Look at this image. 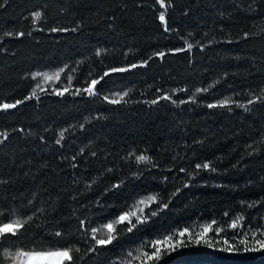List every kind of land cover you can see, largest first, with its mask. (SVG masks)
<instances>
[{"label":"trees","instance_id":"1","mask_svg":"<svg viewBox=\"0 0 264 264\" xmlns=\"http://www.w3.org/2000/svg\"><path fill=\"white\" fill-rule=\"evenodd\" d=\"M164 2L163 9L157 0H8L0 7V103L33 91L39 97L0 112V132L8 134L0 143V221L32 217L7 250L83 251L95 244L92 228L155 194L170 200L166 211L133 232L117 231L81 264H157L143 256L152 238L184 227L196 232L213 220L221 229L210 233L213 249H178L159 264H264V250L244 252L239 243L245 231L250 244L253 233L264 240V105L257 99L264 96V0ZM60 69L59 80L32 78ZM105 71L99 98L73 95ZM124 92L119 104L103 99ZM225 98L231 103L219 107ZM131 153L149 155L153 165H137ZM205 163L216 171L196 169ZM224 239L239 252L216 250ZM0 261L13 264L2 251Z\"/></svg>","mask_w":264,"mask_h":264},{"label":"snow or ice","instance_id":"2","mask_svg":"<svg viewBox=\"0 0 264 264\" xmlns=\"http://www.w3.org/2000/svg\"><path fill=\"white\" fill-rule=\"evenodd\" d=\"M8 0H2V3H0V7H2L4 4H7ZM157 3L160 4V7L166 8L164 0H157ZM35 16H39L40 13L36 12L34 13ZM159 21L161 24L165 26L164 30L169 31V28L167 26L166 21V12L162 11L159 14ZM53 32L56 31H67V29H52ZM75 31V29H73ZM7 35H11V33H7ZM19 37L24 36L23 32H20L17 34ZM188 48L191 49L192 45L189 44ZM184 49H176L175 51L180 52ZM156 55H159L161 57L164 56L163 52L156 53ZM143 63H147L146 61ZM139 66H143L139 65ZM131 69H135L138 67L137 64H132ZM63 71V69H60L59 71L52 72V73H41V72H35L32 74V78L36 79L37 77H41L44 82H51L54 80H59L60 73ZM111 73H123L126 71H129L128 67H113L111 68ZM110 75L109 71H105L102 76H100L99 79H92L87 87L84 88H77L73 95H81L86 94L89 97H97L99 98V92L97 90V85L101 83V81ZM71 78L69 77V80ZM211 87V86H210ZM69 89L65 87L63 91L57 90L55 92L56 95H63L64 93L68 92ZM200 91H208L207 88L203 89H197V92ZM116 95L120 96V99H114L109 96H104L103 99L109 103V104H119L121 100L124 99L128 95V92H124L123 95H120L117 93ZM36 97V99H39L38 96H36L35 91H33L32 96L25 97V100H30L33 97ZM162 99L168 100L170 99L169 96H163ZM257 99L260 100V103L264 105V96H259ZM25 100H15V102H5L0 103V112L8 113L12 109H16L18 105H21L25 103ZM126 103V102H125ZM152 103H155L153 101ZM183 103V101H181ZM231 103L229 98H225L224 100L220 101L219 107H225ZM249 103H253V101H249ZM218 105L214 103L207 104V107L209 109L216 108ZM245 111H252L253 109L248 108L247 106H244ZM103 118V117H101ZM0 137H3L2 140H0V143H3L4 140L8 139V134L4 132H0ZM64 132L59 133V139L56 140L57 144H60L62 140H64ZM83 151V150H81ZM131 156L134 157L135 162L137 165H148L152 166L153 162L149 155L146 154H140L136 155L135 153H131ZM197 170H210L211 172H215L216 169L212 168L209 169V165L207 163L201 165L197 164L196 166ZM183 172L184 169H181ZM198 175V173H197ZM132 176L134 179H140L141 174L138 171L133 172ZM167 179V178H165ZM121 184H117L112 190L115 191L116 188L121 187ZM184 187H188V184L185 183ZM175 193H173V196ZM170 200L169 201H162L159 199V197L155 194H149L143 196L141 199H139L134 205L133 208L135 210H128L120 214L114 222H107L104 223L102 228H92L91 229V240L95 241V244L90 246L81 251L80 248H76L74 245H68L62 248H57L56 250H50V251H23L20 249H17L15 251H9L6 249V244L9 241H12L13 237H16V241L18 242L26 235V225H30V222L32 221V217L28 216L27 218L19 217L11 222H5L0 221V251L3 252V256L7 260L13 261V264H81V261L91 255H97L98 249L96 246H107L112 244L114 240L117 239V236L114 234L117 231L123 232L126 231L128 233L133 232L135 229H137L140 225L150 223L151 218L157 217L161 212L166 211L169 208ZM155 205V207H152ZM249 207H252L253 205L250 203L248 205ZM147 210V211H146ZM239 219V218H238ZM114 224H120L124 225V228H121L117 230L114 227ZM216 224V221L213 220L211 223L204 224L201 230L193 232L188 227H184L182 229H177L173 231L170 234H165L163 238H152L151 243V252L144 251L143 256L145 257L146 261H155L157 264H159V261L164 256H169L172 253L176 252L178 249L188 248L190 246L195 247H206L209 249H213L215 246L213 244L214 236L210 235V233H215V235H219L221 232L220 228H213V225ZM80 225L82 227H85V221L83 219L80 220ZM231 228L235 229L237 228V222L234 220L231 223ZM106 229V231H105ZM23 230V231H22ZM53 235L55 237L60 238L61 240L65 239L64 234L56 230L54 231ZM81 235L85 238L88 236L87 228L85 227V230L81 233ZM225 247L218 248L216 250L222 251V252H229V253H237L239 252V249H234L232 244L228 239L223 240ZM239 243L241 245H245L244 252H256L260 250H264V240L257 239L255 234L253 233L251 238V244L249 242V236L248 233L245 231L243 234V238L239 240ZM258 246V247H257ZM76 253H80V255H76ZM0 264H3V261H0Z\"/></svg>","mask_w":264,"mask_h":264}]
</instances>
